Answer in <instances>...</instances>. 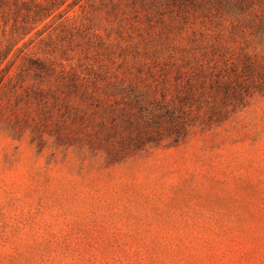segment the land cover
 Masks as SVG:
<instances>
[{"label":"rangeland","instance_id":"rangeland-1","mask_svg":"<svg viewBox=\"0 0 264 264\" xmlns=\"http://www.w3.org/2000/svg\"><path fill=\"white\" fill-rule=\"evenodd\" d=\"M72 1L70 29L24 54L110 75L179 65L220 36L218 67L242 77L248 64L264 81V34L232 35L198 0ZM21 63L0 85V264H264V93L251 88L224 121L177 144L109 162L76 139L84 131L59 141L46 130L59 112L28 94L38 82L17 76Z\"/></svg>","mask_w":264,"mask_h":264},{"label":"trees","instance_id":"trees-1","mask_svg":"<svg viewBox=\"0 0 264 264\" xmlns=\"http://www.w3.org/2000/svg\"><path fill=\"white\" fill-rule=\"evenodd\" d=\"M171 1L195 4L197 0ZM198 2L217 20L229 22L232 35L246 31L264 34V0ZM75 4L67 0H0V85L20 57L17 76L31 74L38 82L28 94L39 99L49 96L57 107L59 117L46 130L56 131L59 141L75 138L71 132L77 129L84 131L76 139L104 152L109 162H117L149 147L177 144L197 126L224 121L243 105L251 88L264 93V81L251 77L248 64L241 74L244 78L238 71L229 73L218 67L215 54L223 47L220 36L206 46L193 47L195 53L187 60L174 62L179 65L166 62L154 69L158 64L153 61V66L138 64L110 75L89 71L84 76L57 69L51 59L24 54L37 37L46 44L42 35L50 29H70L66 13Z\"/></svg>","mask_w":264,"mask_h":264}]
</instances>
